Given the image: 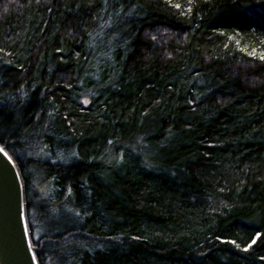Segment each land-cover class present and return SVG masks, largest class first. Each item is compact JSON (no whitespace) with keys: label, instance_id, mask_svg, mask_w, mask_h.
<instances>
[{"label":"trees","instance_id":"16d2710c","mask_svg":"<svg viewBox=\"0 0 264 264\" xmlns=\"http://www.w3.org/2000/svg\"><path fill=\"white\" fill-rule=\"evenodd\" d=\"M261 56L264 0H0L38 264H264Z\"/></svg>","mask_w":264,"mask_h":264},{"label":"water","instance_id":"95a60500","mask_svg":"<svg viewBox=\"0 0 264 264\" xmlns=\"http://www.w3.org/2000/svg\"><path fill=\"white\" fill-rule=\"evenodd\" d=\"M5 153L0 152V264H38L26 222L22 180Z\"/></svg>","mask_w":264,"mask_h":264},{"label":"snow or ice","instance_id":"6c2138e0","mask_svg":"<svg viewBox=\"0 0 264 264\" xmlns=\"http://www.w3.org/2000/svg\"><path fill=\"white\" fill-rule=\"evenodd\" d=\"M177 7H179V5H177ZM260 59H261V60H264V56H261ZM3 151H4V150H3L2 148H0V152H3ZM5 155H7V154L5 153ZM257 239H259V233L257 234ZM257 239L252 240V244H255V243L257 242ZM232 243H235V242L233 241ZM251 246H252L251 244L248 245L249 248H250ZM247 250H248V248H245V249H244V251H247Z\"/></svg>","mask_w":264,"mask_h":264},{"label":"rangeland","instance_id":"374dc122","mask_svg":"<svg viewBox=\"0 0 264 264\" xmlns=\"http://www.w3.org/2000/svg\"><path fill=\"white\" fill-rule=\"evenodd\" d=\"M38 190H39L40 193H43V191H44V187H41V186H40Z\"/></svg>","mask_w":264,"mask_h":264},{"label":"bare ground","instance_id":"6f19581e","mask_svg":"<svg viewBox=\"0 0 264 264\" xmlns=\"http://www.w3.org/2000/svg\"><path fill=\"white\" fill-rule=\"evenodd\" d=\"M2 147V146H1ZM24 202H25V200H24ZM25 210H26V208H25ZM31 241V240H30ZM31 246H32V243H31ZM33 249V248H32ZM34 251V250H33Z\"/></svg>","mask_w":264,"mask_h":264}]
</instances>
